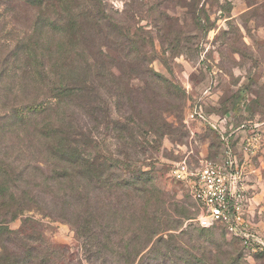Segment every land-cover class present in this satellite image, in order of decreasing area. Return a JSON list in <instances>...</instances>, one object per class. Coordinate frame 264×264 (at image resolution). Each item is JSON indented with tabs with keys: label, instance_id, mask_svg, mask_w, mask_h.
<instances>
[{
	"label": "rangeland",
	"instance_id": "1",
	"mask_svg": "<svg viewBox=\"0 0 264 264\" xmlns=\"http://www.w3.org/2000/svg\"><path fill=\"white\" fill-rule=\"evenodd\" d=\"M101 1L75 37L88 83L54 108L70 149L90 162L86 184L73 181L69 191L31 143L33 122L2 126L4 112L44 92L41 11L0 0V221L16 216L0 236V264H264V251L243 258L222 227L191 223L193 202L170 176L176 163L195 169L217 160L218 132L232 135L241 160L246 137L264 145V0ZM195 106L216 131L187 121ZM139 171L156 197L147 211L123 186ZM175 205L182 213L173 214ZM168 215L178 222L175 237L153 246L151 232Z\"/></svg>",
	"mask_w": 264,
	"mask_h": 264
},
{
	"label": "trees",
	"instance_id": "2",
	"mask_svg": "<svg viewBox=\"0 0 264 264\" xmlns=\"http://www.w3.org/2000/svg\"><path fill=\"white\" fill-rule=\"evenodd\" d=\"M28 3L33 8L41 11L42 37L40 38L43 51L41 53L42 63L40 65L39 83L44 95L39 102H31L4 112L2 117L5 120V126H2L5 127L4 129H15L14 126H27L33 122L34 129L31 143L33 146H42L46 151L47 160L52 165H54L53 163L57 164V167L53 166L56 169L52 172L54 183L69 186L70 191L73 181L85 183L86 175L90 169V162L87 158L88 154L78 151L77 148L70 149V144H74V141H71L68 134L63 132V126L57 115H55L54 108L58 107L64 100L81 94L86 87V83H88L87 73L89 71L83 69L84 66L81 68L75 37L80 21L98 5L102 8L103 3L101 0H28ZM97 14H99V11ZM49 34L55 38L53 43L49 41ZM93 79L96 80V77ZM40 118L42 120L38 122ZM95 171L98 173L95 180L98 181V184L103 183L102 174L99 173V170L95 169ZM133 175V178L129 182H125L123 186L139 194L137 200L141 204L140 207L142 210L147 211L151 204L156 206L155 203H151L153 198H156L150 191L153 187L152 179L142 171L135 172ZM66 191L62 190L63 193H66ZM173 211L177 214L182 213L177 205H175V208L173 206ZM173 217L168 215L165 224L156 223L157 229L151 232L152 238L156 237L153 246L164 244L167 247L169 246V240L175 237L169 232L178 228V222L173 220ZM15 218V215L10 216L9 221ZM8 222L5 217L0 221V236L10 235L7 227ZM241 247L242 257L244 258L249 254L243 246ZM167 249L163 247L164 251H168ZM256 254H253V256ZM194 262L202 264L203 261L194 258Z\"/></svg>",
	"mask_w": 264,
	"mask_h": 264
},
{
	"label": "built area",
	"instance_id": "3",
	"mask_svg": "<svg viewBox=\"0 0 264 264\" xmlns=\"http://www.w3.org/2000/svg\"><path fill=\"white\" fill-rule=\"evenodd\" d=\"M187 121L217 130L214 124L217 122L209 121L197 106L188 112ZM231 136L220 133L222 150L217 160L202 161L195 169L186 162L176 163L170 176L185 187L194 202L195 217L190 222L202 229L222 227L227 235L241 243L250 257L264 251V238L251 228L247 220V206L251 201L246 190L249 159H239ZM261 147L257 135L243 140L247 156L256 157Z\"/></svg>",
	"mask_w": 264,
	"mask_h": 264
},
{
	"label": "crops",
	"instance_id": "4",
	"mask_svg": "<svg viewBox=\"0 0 264 264\" xmlns=\"http://www.w3.org/2000/svg\"><path fill=\"white\" fill-rule=\"evenodd\" d=\"M233 148L237 154L234 145ZM238 153H240L239 150ZM238 157L239 159H241L239 155ZM252 158L254 157L248 158V156L244 155V158L242 159V161L249 159V161L247 162L248 168L246 190L248 196L251 198V201L250 205L247 206V220L250 222L251 228L264 238V182L262 179V172L264 169L262 163L264 158V145L260 148L258 154L256 155V159Z\"/></svg>",
	"mask_w": 264,
	"mask_h": 264
}]
</instances>
